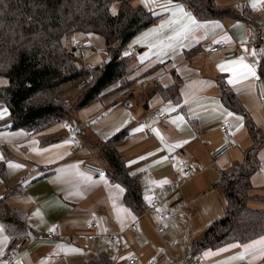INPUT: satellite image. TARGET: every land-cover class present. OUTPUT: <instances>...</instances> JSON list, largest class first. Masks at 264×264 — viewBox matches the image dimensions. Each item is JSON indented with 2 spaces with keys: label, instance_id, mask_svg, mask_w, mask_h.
I'll return each instance as SVG.
<instances>
[{
  "label": "crops",
  "instance_id": "1",
  "mask_svg": "<svg viewBox=\"0 0 264 264\" xmlns=\"http://www.w3.org/2000/svg\"><path fill=\"white\" fill-rule=\"evenodd\" d=\"M218 2L244 19L201 21L185 3L175 0H136L134 5L131 2L133 7L140 5L152 12L157 20L131 40L137 53L129 67L124 63L128 71L126 87L114 85L101 101L79 110L70 123L55 125L42 134L0 129V226L4 228L0 233V264L3 249L15 236L29 241L22 255L24 264H87L98 254L111 264H128L131 256L138 257L135 264H146L149 259L160 263L163 235L170 229L169 226L164 233H156L157 227L165 222V216H160L162 211L178 224L179 238L187 240L190 256L184 264H191V243L201 238L207 228H200V234L188 240L193 237V218L184 221L179 217L181 203L192 205L193 197L199 194H213L215 199L217 189L212 184L218 180L219 172L241 163L243 151L250 145L244 123L238 127L241 121L235 118L237 114L227 115L230 110L220 99L218 79L228 85L256 126L264 131V104L259 102L253 76L243 78V70L238 67H225L221 71L222 65L243 57L244 63L260 77L264 93V49H248L242 44L232 59H225L224 52L200 54L210 42L225 41L228 50H232L235 43L255 41L264 29V0ZM181 8L184 12L178 11ZM186 14L199 26L190 25ZM80 42L88 43L94 51L88 61L95 66L104 63L103 60L98 63L99 52L104 49L109 52L104 36L77 33L66 45L75 47L78 54ZM80 55L82 58V51ZM79 62L87 64L84 58ZM175 79L180 81V88L178 100L173 101L171 96L164 97L162 91ZM233 79L239 82L230 84L228 81ZM6 84L7 81L0 82V86ZM78 92L79 87H74L64 93L69 97L64 99L63 94L62 99L69 104ZM156 108L172 114L163 125L151 118ZM222 121L230 124L232 137L220 133ZM73 124L87 125L79 135L84 148L77 155L70 153L74 144L70 133ZM47 139L53 141L42 144ZM112 141L117 142L115 147L125 171L139 183L143 210L137 213L141 225L136 231L130 229L133 215L125 203L126 189L111 180V168L101 154V147ZM227 141L234 144L233 149L214 161L212 152ZM258 158L264 165V147ZM82 160L97 162L108 173L106 183L99 176L83 171ZM179 165L188 168L190 175L175 176ZM32 167L37 171L31 174ZM26 174L29 177L18 184ZM205 177L207 185L202 187L200 182ZM250 184L249 207L264 209V171L255 173ZM150 199H156L159 206L144 213ZM174 208L176 211L172 213ZM9 217L19 219L24 229L4 226L3 221ZM154 220L160 222L157 227L153 226ZM86 221H94L97 229L87 231ZM52 232L57 237L47 239V233ZM88 234L93 235L91 240L87 239ZM112 235H116L114 241L110 240ZM260 241H264V235L246 244L233 243L205 251L198 255L199 264H262L264 244ZM249 245L256 247L246 251ZM177 246L173 241L171 249ZM241 256L244 258L239 259Z\"/></svg>",
  "mask_w": 264,
  "mask_h": 264
},
{
  "label": "trees",
  "instance_id": "2",
  "mask_svg": "<svg viewBox=\"0 0 264 264\" xmlns=\"http://www.w3.org/2000/svg\"><path fill=\"white\" fill-rule=\"evenodd\" d=\"M131 1L0 0V77L7 81L0 86V109L8 111L7 117L0 121V129L42 134L55 125L70 123L79 110L101 101L114 85L126 87L128 71L122 52L136 35L157 20V16L142 6H131ZM175 1L185 3L201 21L244 19L218 0ZM113 3L118 5L116 14L110 12ZM77 33L104 36L108 60L95 67L83 66L77 58V49L66 45ZM115 43L118 47L112 48ZM217 84L223 105L244 117L250 145L243 151L242 162L221 170L212 184L225 198L224 215L213 221L201 238L193 240V257L233 243L246 244L264 235V209H252L248 205L250 179L261 166L258 153L264 147V131L256 126L228 85L222 79ZM77 86L75 102L67 104L62 95ZM179 88L180 81L175 79L162 91L163 96L176 101ZM51 141L47 139L42 144ZM115 142L102 146L101 154L111 168V180L126 189L127 207L137 214L143 210L139 183L125 171ZM3 225L24 229L19 219L11 217ZM87 264L111 263L98 254Z\"/></svg>",
  "mask_w": 264,
  "mask_h": 264
},
{
  "label": "built area",
  "instance_id": "3",
  "mask_svg": "<svg viewBox=\"0 0 264 264\" xmlns=\"http://www.w3.org/2000/svg\"><path fill=\"white\" fill-rule=\"evenodd\" d=\"M246 46L248 49H256V48H262L264 49V29H261L257 35V38L255 41L246 40L243 43H235L233 45L232 50H228L229 45L225 41H217V42H210L203 46L200 54L207 55V54H215L219 52H224V58L225 59H232L237 55V51L240 48L241 45ZM132 51H129V54H132ZM253 83L255 85V88L257 90V95L259 102L261 104H264V93L262 90L261 85V79L258 75H255L253 77ZM102 115H106V111L102 113ZM172 114H167L161 111L160 109H153L151 113V118H155L160 125H163V122ZM87 125H81V124H73L70 129V133L73 136V146L71 147L70 153L71 155H77L80 153V151L83 150L84 146L82 144L81 139H79V135L83 132V128ZM219 131L221 134L227 137L232 136V130L230 128V124L226 121H222L219 126ZM234 147V144L227 141L224 144H222L220 147H218L215 151L212 152V159L214 161H217L221 159L222 157L226 156ZM80 167L83 171L96 176H101V174H104V177H108V173L95 161L91 160H82L80 163ZM260 169L264 171V165L261 164ZM37 171L36 167H32L30 170V173H35ZM29 173V174H30ZM29 174H26L22 179L19 180L18 184H21L24 180V178L29 177ZM175 176H189L190 170L183 165H179L175 169ZM2 184V183H0ZM1 201V200H0ZM159 206V202L156 199H150L149 202L145 206V212L152 211L156 209ZM144 213L142 214L144 216ZM131 214L133 215V223L130 225V229L132 231H136L140 228V216L138 214H135L131 211ZM84 227L87 231H95L97 229V224L94 221H86L84 223ZM169 228L168 223L162 222L156 229V233L162 234ZM57 237L56 232L47 233L46 238L47 239H54ZM93 238L92 234L87 235V239L91 240ZM116 239V235H112L110 237L111 241H114ZM29 245V241L26 237H19L15 236L12 237L8 243L6 244L5 248L2 251L1 255V261L3 264H24L22 261V255L26 248ZM138 257L137 256H131L127 259L128 264H135L137 263ZM200 260L198 256L192 257L190 263L191 264H199ZM146 264H158L155 260L149 259L147 260ZM170 264H176L175 262H171ZM264 264V261L262 262Z\"/></svg>",
  "mask_w": 264,
  "mask_h": 264
},
{
  "label": "rangeland",
  "instance_id": "4",
  "mask_svg": "<svg viewBox=\"0 0 264 264\" xmlns=\"http://www.w3.org/2000/svg\"><path fill=\"white\" fill-rule=\"evenodd\" d=\"M132 4L134 5L136 3V0L131 1ZM131 4V3H130ZM118 10V5L116 3L111 4L110 6V12L111 14H116ZM82 45V50L78 49L79 53L77 54V58L79 61H81L82 58L85 59V62H87V64H84V66H95L94 63H91L90 61H88L89 58L92 57V54L94 53V51H91L92 47L85 42H80ZM79 46V45H77ZM118 44L115 43L113 48H117ZM80 48V47H78ZM80 51H82L83 56L81 58L80 55ZM129 51L133 52V55L129 54ZM100 53H103V59H101V57L99 56ZM137 51L136 49L133 47L132 41H130L126 48L124 49V51L122 52V56L125 59L126 65L129 67L131 63L134 62V58L136 55ZM98 54V58H99V62H102V60L104 62H106L109 58L108 53L106 52V50L104 49L102 52H99ZM84 62V61H83ZM131 69V68H129ZM6 79L1 78L0 77V82L2 81L3 83H5ZM76 91V89H75ZM71 95V93H70ZM64 99L67 97H69L68 95H63ZM72 96V95H71ZM75 100L71 103H74ZM69 103V104H71ZM0 112H3V116L0 117V119H3L6 117L7 111L2 109L0 110ZM232 137V136H231ZM259 154V153H258ZM262 171V170H261ZM206 177L204 179H202V181L200 182L201 186L204 187L207 185L206 182ZM214 193V192H213ZM216 198H212L213 194L210 195H202L199 194L196 197H193V204L192 205H184L183 203H181V206L179 208V217H181L182 219H184V221L186 220V218H193V237H190L188 240H191L192 238H195V236H197L198 234H200L201 230L200 228H207L213 221L219 220L223 217L224 215V210H225V198L223 197V195L221 194V191L219 189L216 190ZM210 209V213L207 212V210ZM145 210V208H144ZM172 213H174L176 210L175 208L172 209ZM144 212V211H143ZM208 215H211L210 217H208ZM160 216H165V222H167L170 226V229L165 233V235H163V239H162V246H161V250L158 254L159 256V262L158 264H161L163 262H165L166 264H170L172 261L175 262L176 264H184V260L185 258H188L190 256V252L187 249V240H182L179 238V234L177 233L179 230V226L176 222H172L170 221L169 217L167 218L166 213H164L163 211L160 213ZM141 218L143 219L142 215ZM171 219L173 220V215H171ZM160 220H162V217L160 218ZM160 222L157 221H153V226L157 227L158 224ZM141 225V222H140ZM192 226H189V229H191ZM197 227V228H196ZM206 230V229H205ZM175 241L176 243H178L177 248H172V242ZM154 242H156V238L154 239ZM172 252H174L175 254H173ZM188 256V257H187ZM200 256H199V260H200ZM163 262H162V261Z\"/></svg>",
  "mask_w": 264,
  "mask_h": 264
},
{
  "label": "snow or ice",
  "instance_id": "5",
  "mask_svg": "<svg viewBox=\"0 0 264 264\" xmlns=\"http://www.w3.org/2000/svg\"><path fill=\"white\" fill-rule=\"evenodd\" d=\"M178 11L184 12V10L182 8L178 9ZM173 14H175V13H173ZM187 19H188L190 25L199 26V25H197V21L193 17H191L190 15H187ZM169 23H176V21H169ZM164 27H165V25H161V28H164ZM225 67H229V68H237L238 67V68H241L243 70V72H242L243 78H245V79L249 75L253 76V77L256 75L254 69L251 66H249L248 64L244 63V58L243 57H241L238 60L230 62L229 65H222L221 66V71H223L225 69ZM228 82L230 84L238 83L239 79L229 80ZM3 114H4L3 112H0V117H2ZM227 115L228 116H234L235 114L229 111V112H227ZM235 118L237 120L241 121V123H240V125L238 127H243V119H244V117L236 115ZM100 180L102 182L106 183V180H105V177H104L103 173L100 176ZM117 188H119V186H117ZM120 190L122 191V189H120ZM3 232H4V228L2 226H0V233H3ZM259 243L260 244H264V241H260ZM255 247H256V245H249V247H248V249H246V251H250L251 249H253ZM261 252L264 253V249H261ZM238 258L239 259H243L244 257L241 256V257H238Z\"/></svg>",
  "mask_w": 264,
  "mask_h": 264
}]
</instances>
